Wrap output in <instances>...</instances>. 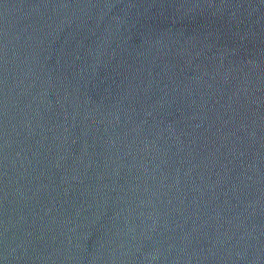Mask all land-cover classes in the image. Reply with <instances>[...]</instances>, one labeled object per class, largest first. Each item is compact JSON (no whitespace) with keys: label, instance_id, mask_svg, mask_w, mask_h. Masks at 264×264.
I'll return each mask as SVG.
<instances>
[{"label":"water","instance_id":"1","mask_svg":"<svg viewBox=\"0 0 264 264\" xmlns=\"http://www.w3.org/2000/svg\"><path fill=\"white\" fill-rule=\"evenodd\" d=\"M0 264H264V0H0Z\"/></svg>","mask_w":264,"mask_h":264}]
</instances>
